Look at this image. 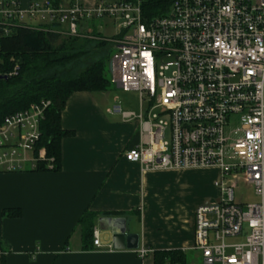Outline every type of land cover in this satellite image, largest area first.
<instances>
[{
  "label": "built area",
  "instance_id": "built-area-1",
  "mask_svg": "<svg viewBox=\"0 0 264 264\" xmlns=\"http://www.w3.org/2000/svg\"><path fill=\"white\" fill-rule=\"evenodd\" d=\"M147 2L0 0V28L4 35L15 26L108 43L112 84L135 91L139 103L138 112L124 110L114 97L108 109L138 124L124 159L145 170L216 168L217 197L193 210L191 249L199 264H264V0H171L159 14ZM101 18L118 32L103 36L92 28ZM19 69L14 60L4 75ZM48 104L4 117L0 171L46 159L36 145ZM240 182L257 202L235 201ZM92 244L99 245L96 231ZM134 251L143 258L152 249Z\"/></svg>",
  "mask_w": 264,
  "mask_h": 264
},
{
  "label": "crops",
  "instance_id": "crops-1",
  "mask_svg": "<svg viewBox=\"0 0 264 264\" xmlns=\"http://www.w3.org/2000/svg\"><path fill=\"white\" fill-rule=\"evenodd\" d=\"M96 93L76 91L65 102L60 124L73 134L61 138L59 170L0 171V264H154L156 250L192 251L193 210L217 197L218 170H145L125 160L138 124L109 112ZM173 184L186 186L188 196H176ZM194 187L202 192L191 200ZM7 209L20 215H4ZM86 209L97 214L99 240L89 249L77 224ZM101 218H122L126 232L138 235V247L151 254L140 258L135 249L114 248L111 223Z\"/></svg>",
  "mask_w": 264,
  "mask_h": 264
},
{
  "label": "trees",
  "instance_id": "trees-1",
  "mask_svg": "<svg viewBox=\"0 0 264 264\" xmlns=\"http://www.w3.org/2000/svg\"><path fill=\"white\" fill-rule=\"evenodd\" d=\"M57 4L63 0H50ZM171 0H148L146 7L151 14H159ZM10 33L2 34L0 28V124L5 116L27 108L31 103L48 101L40 121V137L36 148H44L45 160H38L31 171H57L60 168V141L73 132L64 130L60 114L69 95L76 91L105 92L112 82L106 75V64L111 47L105 41H93L94 47L108 49L106 56L92 61L84 70L70 77L48 74L54 67L65 65L84 54L88 39L62 36L50 29L9 27ZM81 39V40H80ZM20 65L17 76H5L13 61ZM5 76V77H4ZM52 158V166L47 160ZM28 169V168H27ZM4 215L18 217L19 209H7ZM97 214L84 210L77 224L81 230L83 249L93 241L94 219ZM154 264H187L186 256L179 250L153 252Z\"/></svg>",
  "mask_w": 264,
  "mask_h": 264
},
{
  "label": "rangeland",
  "instance_id": "rangeland-1",
  "mask_svg": "<svg viewBox=\"0 0 264 264\" xmlns=\"http://www.w3.org/2000/svg\"><path fill=\"white\" fill-rule=\"evenodd\" d=\"M108 2H113L114 0H106ZM92 28L97 30L103 36H112L118 32L117 25L113 23L108 18H101L98 20H94L91 23ZM87 39V38H85ZM81 40V39H80ZM88 43L86 45V49H84V54L74 60L69 61L63 66L52 68L48 74L55 73L56 75L62 77H70L78 74L82 70H84L92 61L101 58L102 56H106L108 53V49L105 47H94L95 44L93 41H98L96 39H88ZM112 55V51L109 53V58ZM106 75L110 78L109 70H108V62L106 64L105 69ZM111 79V78H110ZM97 99L100 103L104 105H111L113 102V98L117 97L118 103L122 106V109L138 112L139 111V103L137 93L135 91H122L117 88L115 84H112L110 89L96 93ZM155 112H159L156 110ZM176 190V196L187 197L188 192L186 191L187 187L184 185H172V190ZM201 190L194 187L190 193V199L198 198L201 194ZM173 193V191L171 192ZM234 198L238 203H248V202H257L258 198L253 193V190L250 186L244 185L243 182L238 183L237 187L234 189ZM186 261L189 264H199L198 253L195 251L188 252L186 254Z\"/></svg>",
  "mask_w": 264,
  "mask_h": 264
},
{
  "label": "water",
  "instance_id": "water-1",
  "mask_svg": "<svg viewBox=\"0 0 264 264\" xmlns=\"http://www.w3.org/2000/svg\"><path fill=\"white\" fill-rule=\"evenodd\" d=\"M5 77V76H4ZM106 223H111L112 228V244L114 248L137 249L139 246V238L135 233H127L125 223L122 218H101ZM110 228V227H108Z\"/></svg>",
  "mask_w": 264,
  "mask_h": 264
}]
</instances>
